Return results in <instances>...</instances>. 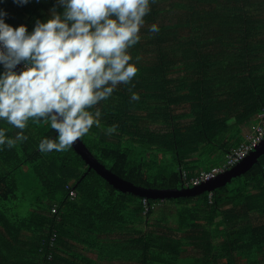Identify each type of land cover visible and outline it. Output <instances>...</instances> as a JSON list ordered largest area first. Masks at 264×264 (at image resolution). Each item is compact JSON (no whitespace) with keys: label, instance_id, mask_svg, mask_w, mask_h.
Instances as JSON below:
<instances>
[{"label":"trees","instance_id":"trees-1","mask_svg":"<svg viewBox=\"0 0 264 264\" xmlns=\"http://www.w3.org/2000/svg\"><path fill=\"white\" fill-rule=\"evenodd\" d=\"M53 4L0 8L6 23L31 30ZM150 9L128 50L137 74L90 109L100 125L80 141L134 186L179 189L261 123L264 0H155ZM0 128L9 139L20 131ZM23 131L26 141L0 146V264H264V155L211 199L152 200L115 189L73 147L41 153L40 140L56 135L48 125L29 120Z\"/></svg>","mask_w":264,"mask_h":264},{"label":"clouds","instance_id":"clouds-1","mask_svg":"<svg viewBox=\"0 0 264 264\" xmlns=\"http://www.w3.org/2000/svg\"><path fill=\"white\" fill-rule=\"evenodd\" d=\"M31 2L12 0L17 7ZM152 3L54 0L45 19L34 18L31 30L6 23L9 13L0 8V120L20 130L9 139L0 128V146L26 141L23 130L29 120L48 125L56 134L40 140L41 153L67 151L99 126L100 110L90 109L137 74L128 50L140 41ZM149 31L158 33L159 28L153 24ZM139 99L132 94V101Z\"/></svg>","mask_w":264,"mask_h":264},{"label":"water","instance_id":"water-1","mask_svg":"<svg viewBox=\"0 0 264 264\" xmlns=\"http://www.w3.org/2000/svg\"><path fill=\"white\" fill-rule=\"evenodd\" d=\"M74 150L82 157L88 165L89 170H94L111 186L120 192L132 194L137 197H145L152 200H166L171 198H189L203 195L204 193L214 192L216 189L222 188L227 183L231 182L234 178L248 172L257 160L264 155V140L248 157L242 162L232 167L227 172L221 174L216 179L203 183L197 187L192 188H179V189H145L142 187L134 186L133 184L124 181L114 175L111 171L107 170L101 165L94 156L81 144L80 139L72 146Z\"/></svg>","mask_w":264,"mask_h":264},{"label":"built area","instance_id":"built-area-1","mask_svg":"<svg viewBox=\"0 0 264 264\" xmlns=\"http://www.w3.org/2000/svg\"><path fill=\"white\" fill-rule=\"evenodd\" d=\"M262 118L261 123L259 125H255L251 127L250 134L247 135L246 139H249L246 142H243L238 148L234 149L225 157V161L220 165L213 167L210 170H201L198 171L194 177L187 180L185 176L183 177V187L192 188L202 185L203 183L212 181L216 179L221 174L227 172L235 165L242 162L248 155H250L264 140V112L260 116ZM70 197L74 199L76 197V193L73 190H70ZM212 193L209 194V199H211ZM148 202L144 200V208L146 211L149 209ZM145 213V212H144Z\"/></svg>","mask_w":264,"mask_h":264},{"label":"crops","instance_id":"crops-1","mask_svg":"<svg viewBox=\"0 0 264 264\" xmlns=\"http://www.w3.org/2000/svg\"><path fill=\"white\" fill-rule=\"evenodd\" d=\"M9 126H12V125L9 124ZM220 164H221V163H220ZM243 175H244V174H243ZM241 176H242V175H241ZM193 177H194V176H193ZM190 179H191V178H190ZM161 207L174 209L173 206L169 205L168 203L161 205Z\"/></svg>","mask_w":264,"mask_h":264},{"label":"rangeland","instance_id":"rangeland-1","mask_svg":"<svg viewBox=\"0 0 264 264\" xmlns=\"http://www.w3.org/2000/svg\"><path fill=\"white\" fill-rule=\"evenodd\" d=\"M249 126V125H248ZM248 126L246 127L248 129ZM247 131V130H246Z\"/></svg>","mask_w":264,"mask_h":264}]
</instances>
